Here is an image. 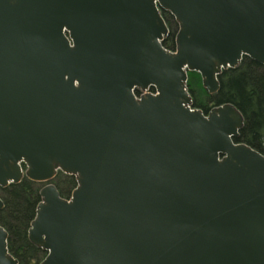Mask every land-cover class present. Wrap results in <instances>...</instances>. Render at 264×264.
Segmentation results:
<instances>
[{
  "label": "water",
  "instance_id": "95a60500",
  "mask_svg": "<svg viewBox=\"0 0 264 264\" xmlns=\"http://www.w3.org/2000/svg\"><path fill=\"white\" fill-rule=\"evenodd\" d=\"M245 57L264 66V0H0V187L46 184L41 264H264V155L235 143L236 107L188 91Z\"/></svg>",
  "mask_w": 264,
  "mask_h": 264
},
{
  "label": "trees",
  "instance_id": "16d2710c",
  "mask_svg": "<svg viewBox=\"0 0 264 264\" xmlns=\"http://www.w3.org/2000/svg\"><path fill=\"white\" fill-rule=\"evenodd\" d=\"M162 16L170 29L163 46L174 51L178 23L169 12L162 11ZM188 75V91L192 96L193 108L207 115L215 107L233 105L244 118V127L235 143L248 145L264 155V66L245 57L238 67L219 75L220 89L215 94H209L204 89L200 74L190 72ZM51 183L57 187L63 199H69L77 187L76 177L61 172ZM44 186L24 177L18 184L0 187V198L4 202V208L0 211V226L8 232L10 254L19 264H41L47 256L28 238Z\"/></svg>",
  "mask_w": 264,
  "mask_h": 264
},
{
  "label": "flooded vegetation",
  "instance_id": "af4514ba",
  "mask_svg": "<svg viewBox=\"0 0 264 264\" xmlns=\"http://www.w3.org/2000/svg\"><path fill=\"white\" fill-rule=\"evenodd\" d=\"M136 93L138 94V95H140L141 96V92L138 90V91H136Z\"/></svg>",
  "mask_w": 264,
  "mask_h": 264
}]
</instances>
